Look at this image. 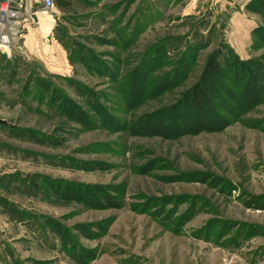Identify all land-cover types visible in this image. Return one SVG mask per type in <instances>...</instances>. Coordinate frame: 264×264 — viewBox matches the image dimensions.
I'll list each match as a JSON object with an SVG mask.
<instances>
[{"label":"rangeland","instance_id":"obj_1","mask_svg":"<svg viewBox=\"0 0 264 264\" xmlns=\"http://www.w3.org/2000/svg\"><path fill=\"white\" fill-rule=\"evenodd\" d=\"M63 1L0 48V264H264V0ZM211 56V132H143Z\"/></svg>","mask_w":264,"mask_h":264},{"label":"trees","instance_id":"obj_2","mask_svg":"<svg viewBox=\"0 0 264 264\" xmlns=\"http://www.w3.org/2000/svg\"><path fill=\"white\" fill-rule=\"evenodd\" d=\"M55 2L59 7L64 4L63 0ZM144 70L148 71L149 66L146 65ZM258 70L260 72L259 67ZM220 76L221 66L217 64L214 56H211L200 80L189 87L170 108L149 115L142 124L143 132H153L155 135H165L172 130L182 135L211 132L213 124L218 122L212 119V116L216 111L214 101L221 91L218 88Z\"/></svg>","mask_w":264,"mask_h":264},{"label":"built area","instance_id":"obj_3","mask_svg":"<svg viewBox=\"0 0 264 264\" xmlns=\"http://www.w3.org/2000/svg\"><path fill=\"white\" fill-rule=\"evenodd\" d=\"M54 7L53 0H0V48L10 44V36L5 31L12 32V25L21 23L30 24L38 10L45 14ZM36 8L33 13L31 10ZM16 30L18 26H15Z\"/></svg>","mask_w":264,"mask_h":264},{"label":"bare ground","instance_id":"obj_4","mask_svg":"<svg viewBox=\"0 0 264 264\" xmlns=\"http://www.w3.org/2000/svg\"><path fill=\"white\" fill-rule=\"evenodd\" d=\"M40 15H44V16H45L44 13H40V12H37V13L35 14L36 17H37V16H40ZM37 18H38V17H37ZM50 24H51V21H50V20H47V21H45V24H44L43 26H44V28H45V27H47V26H50ZM13 32H16V29H15V26H14V25H12V32H11V33H13Z\"/></svg>","mask_w":264,"mask_h":264},{"label":"water","instance_id":"obj_5","mask_svg":"<svg viewBox=\"0 0 264 264\" xmlns=\"http://www.w3.org/2000/svg\"><path fill=\"white\" fill-rule=\"evenodd\" d=\"M0 123H3V122L0 120Z\"/></svg>","mask_w":264,"mask_h":264}]
</instances>
